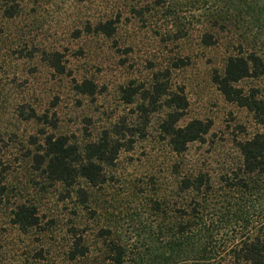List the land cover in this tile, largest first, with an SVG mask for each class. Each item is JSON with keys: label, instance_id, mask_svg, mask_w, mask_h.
Instances as JSON below:
<instances>
[{"label": "trees", "instance_id": "1", "mask_svg": "<svg viewBox=\"0 0 264 264\" xmlns=\"http://www.w3.org/2000/svg\"><path fill=\"white\" fill-rule=\"evenodd\" d=\"M45 2L0 0V116L10 104L7 91L13 92L18 96L14 104L16 119L41 126L40 134L29 138L28 146L35 148L26 147V158L31 159L34 169L42 173L46 182L61 185L67 191L64 198H71L72 193L85 208L89 195L79 182L91 189L103 185L106 168L114 166L124 145L106 133L84 145L73 143L66 136L47 135V110L36 108L26 88L29 78L37 71L25 72L24 67L35 66L36 61L46 69L48 65L53 75L69 78L72 91L86 98L96 96L97 86L92 79L75 78L64 65L63 55L36 43L35 30L25 26L26 20L36 15L39 5ZM26 5L33 7L27 9ZM135 5H144L138 9V16L142 17L162 10L163 18L172 20L164 25V33L175 34L180 39L191 32L176 14L181 5L210 6L199 22L200 44L215 48L223 39L232 43L226 44L228 52L222 67L214 69L212 81L226 102L250 114L258 130L234 139L238 163L216 176L201 168L181 173L175 166L172 173L177 178L169 193L166 185L153 182V198L147 203L152 221L143 227L141 234H133V245L110 226L100 230L103 241L98 243L97 257L90 260L92 252L85 232L70 222L62 261L65 264H264V0H138ZM117 24L112 19L98 20L85 23L84 29L88 34L112 38ZM72 34L78 38L81 33L76 30ZM183 64L179 59L174 66L179 68ZM161 80L163 76L155 75L148 89L132 85L122 88L123 100L132 104L135 97H140L139 107L143 111L145 103L154 107L163 100L162 106L168 111L161 121L160 132L171 151L181 157L190 145L206 142L212 123L192 119L181 125L188 108L184 91L173 90ZM246 80L256 84L245 89L241 84ZM54 117V122H50L56 128ZM8 132L5 129L0 134V143ZM8 134L18 140L14 132ZM127 144L130 149L132 141ZM1 159L0 264H57L51 246L56 242L53 221H45L36 200H29L16 190L7 179L9 166Z\"/></svg>", "mask_w": 264, "mask_h": 264}, {"label": "rangeland", "instance_id": "2", "mask_svg": "<svg viewBox=\"0 0 264 264\" xmlns=\"http://www.w3.org/2000/svg\"><path fill=\"white\" fill-rule=\"evenodd\" d=\"M45 3L39 5L36 15L27 19L25 26L35 30L36 43L63 55L64 65L75 78L92 79L97 86L96 96L86 98L72 91L69 78L53 75L48 65L46 69L36 61L35 66L24 67L25 72L37 71L29 78L26 88L36 108L47 110V135L66 136L71 142L84 145L106 133L124 145L114 166L106 168L103 185L91 189L79 182L89 195L84 208L72 193L71 198H64L67 191L61 185L46 182L42 173L34 169L31 159L26 158V147L35 148L28 146L29 138L39 135L41 126L16 119L14 104L18 96L7 91L11 100L0 116V134L7 129L17 134L18 140L10 132L2 137L0 159L9 166L7 179L16 190L29 200H36L45 221H53L56 242L51 244L52 253L57 256V264H65L62 258L70 222L85 232L92 252L90 260L97 257L98 243L103 241L100 230L110 226L133 245V234H141L143 227L152 221L147 203L153 198V182L166 185L169 193L177 178L172 173L175 166L181 173L194 168L208 170L214 176L222 173L238 163L234 139H242L258 128L246 110L223 99L212 81L214 69L223 65L229 40L223 39L215 48L200 44L199 22L210 6L181 5L176 14L191 32L180 39L175 34L164 33V25L172 20L163 18L162 10L138 16V9L144 7L135 5L138 0H47ZM26 7L32 9L33 5ZM105 19L118 23L114 37L86 33L85 23ZM76 30L81 33L78 38L72 34ZM179 59L184 64L177 68L174 64ZM155 75L163 76L161 81L173 90L183 89L188 108L181 125L192 119L212 123L206 142L190 145L181 157L171 151L160 132L161 121L168 111L162 106L163 100L154 107L145 103V111L139 107L140 97H135L132 104L123 100L122 88L132 85L148 89ZM20 81L23 82L21 77ZM255 84L246 80L241 85L249 89ZM53 117L56 128L52 127ZM240 126L245 128V133ZM130 140L132 147L128 149Z\"/></svg>", "mask_w": 264, "mask_h": 264}]
</instances>
